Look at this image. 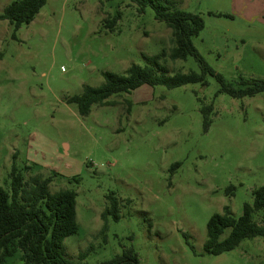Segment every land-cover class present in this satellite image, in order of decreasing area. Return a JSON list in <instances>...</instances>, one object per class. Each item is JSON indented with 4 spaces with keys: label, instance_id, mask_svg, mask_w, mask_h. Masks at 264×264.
<instances>
[{
    "label": "rangeland",
    "instance_id": "rangeland-1",
    "mask_svg": "<svg viewBox=\"0 0 264 264\" xmlns=\"http://www.w3.org/2000/svg\"><path fill=\"white\" fill-rule=\"evenodd\" d=\"M14 1L0 0V14ZM169 1L201 19L191 43L227 87L264 80V0ZM140 9L130 0H47L29 25L0 21V186L12 164L37 165L25 180L40 174L51 192L75 193L78 232L63 241L73 263L91 247L82 263L132 249L137 264H264V238L218 256L203 249L209 219L226 206L239 218L264 186V94L231 98L207 73L203 84L113 95L86 117L67 102L100 86L104 72L124 75L168 52L170 29ZM115 16L113 31L104 29ZM160 65L168 76L201 74L192 56ZM203 106L212 107L207 130ZM110 193L119 219L107 217L101 232Z\"/></svg>",
    "mask_w": 264,
    "mask_h": 264
},
{
    "label": "trees",
    "instance_id": "trees-1",
    "mask_svg": "<svg viewBox=\"0 0 264 264\" xmlns=\"http://www.w3.org/2000/svg\"><path fill=\"white\" fill-rule=\"evenodd\" d=\"M47 0H17L7 5L0 14V21H7L17 30L29 25L45 5ZM143 10L154 11L155 19L164 22L171 31L170 49L148 59L147 65H131L124 75L110 72L102 73L103 83L98 87L85 86L80 95L68 99L77 107L78 114L86 117L93 106L103 107L114 104L107 100L113 95L128 93L144 85L163 86L174 89L189 84H203V75H214L221 84V91L231 98L241 99L264 94V80L243 79L239 77L234 87H227L220 75L215 74L199 56L191 43L203 29V22L194 14L177 10L169 0H130ZM118 16L105 19L103 28L113 31ZM192 56L200 65L201 74L193 71H180L168 76V71L160 65L166 58L171 62L184 61ZM211 106H203L201 115L203 127L207 130L210 123ZM179 164L172 165L177 168ZM31 168L18 169L14 164L8 175L7 188L0 186V264H85L86 252L78 255L73 263L63 255V241L75 235L78 226L75 219V198L68 189L51 192V179L36 174L25 180L24 173ZM78 182V179H75ZM252 202L242 207V214L234 218L229 207L222 214L213 215L206 226L207 238L204 252L218 256L234 250L244 240L264 238V186L252 191ZM107 206L100 215L103 221L101 232L106 229L107 217L119 219L118 201L113 194L106 196ZM224 229H230L228 236L219 241ZM137 256L132 249L124 250L120 256L100 264H137Z\"/></svg>",
    "mask_w": 264,
    "mask_h": 264
}]
</instances>
